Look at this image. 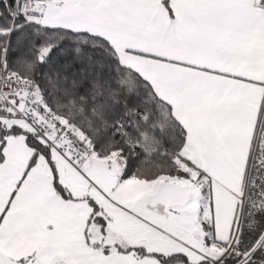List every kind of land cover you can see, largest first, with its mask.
I'll list each match as a JSON object with an SVG mask.
<instances>
[{"label": "snow or ice", "instance_id": "6c2138e0", "mask_svg": "<svg viewBox=\"0 0 264 264\" xmlns=\"http://www.w3.org/2000/svg\"><path fill=\"white\" fill-rule=\"evenodd\" d=\"M0 264H264V0H0Z\"/></svg>", "mask_w": 264, "mask_h": 264}]
</instances>
